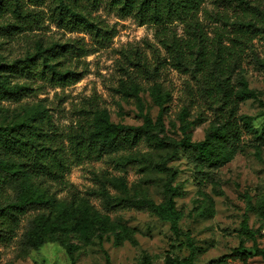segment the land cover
<instances>
[{"label": "rangeland", "instance_id": "rangeland-1", "mask_svg": "<svg viewBox=\"0 0 264 264\" xmlns=\"http://www.w3.org/2000/svg\"><path fill=\"white\" fill-rule=\"evenodd\" d=\"M16 1L0 0V79L7 77L11 85L20 83L27 90L19 101L0 97V125L22 120L35 109L51 115L58 131L53 136L54 144L67 165L60 178L49 180L58 195L74 191L82 196L88 186L94 185L92 171H107V177L115 181V186H108L109 192L117 200L128 197L160 203L171 183L181 190L175 198L180 219L176 234L171 223L155 213L107 211L93 198L90 205L81 204L75 218L49 220L44 243L39 247L21 249L17 239L22 227L17 228L11 242L0 241V264H167L172 258H190L194 264H264L259 255L248 257L246 263L235 255L241 245L249 248L256 242L264 246V147L247 145L251 133L244 126V148L233 154L215 178L201 182L195 179V167L182 152L170 147L135 148L129 156L140 160L142 171L127 173L119 172L104 159L79 158L74 153L68 137L85 124L89 102L106 108L116 123L140 126L142 114L148 113L153 134L166 143L180 140L183 127L196 141L212 131L210 120L176 118L189 76L170 64L160 28L154 23L140 24L132 15L123 16L109 0H72L109 33L71 17L59 7V0H19L22 15L13 11ZM201 1L198 16L210 40L219 34L225 40L235 36L230 22L250 13L239 0ZM251 2L264 11V0ZM9 21L22 26L1 28ZM169 27L179 35L185 32L178 20ZM39 43L43 48L62 45L59 67L73 74L62 77L43 71L40 56L32 73L13 72L12 62L35 54ZM251 44L252 49L246 48L242 54L240 72L255 96L241 101L239 115L250 117L260 130L264 125V40L256 36ZM138 57L151 68L158 66V81L173 92L168 114L161 121L154 97L156 83L140 66L132 64ZM123 67H129L151 87L140 91L137 100L118 91L120 79H127ZM201 105L198 100L194 110L203 108Z\"/></svg>", "mask_w": 264, "mask_h": 264}, {"label": "trees", "instance_id": "trees-1", "mask_svg": "<svg viewBox=\"0 0 264 264\" xmlns=\"http://www.w3.org/2000/svg\"><path fill=\"white\" fill-rule=\"evenodd\" d=\"M239 1L250 13L230 22L236 35L227 36L225 40L219 34L210 40L198 16L201 0H109L108 3L123 16L132 15L140 24L154 23L160 28L163 45L170 53V64L189 76L176 118L181 121L188 117L203 122L210 120L213 129L204 139L196 141L183 127L180 140L166 143L153 134V120L148 113L142 114L143 124L140 126L116 123L110 119L106 108L89 102L85 124L68 137L75 155L79 158L85 155L104 159L121 173L133 169L140 172V160L129 156L135 148L142 145L150 148L170 147L182 152L183 157L195 167V179L201 182L202 179L215 178L233 154L244 148V127L251 133L247 145L264 147V125L257 130L250 117L239 115L241 101L255 96L240 72L242 54L244 49H252L254 37L259 36L264 40V11L251 0ZM12 6L15 13L22 15L23 7L19 0ZM59 7L71 17H79L93 29L110 32L107 27L95 23L72 0H59ZM255 11L263 20L256 17ZM176 20L185 26L183 35L169 27ZM21 26L16 21H9L1 28L9 30ZM61 47L56 43L43 48V44L39 43L35 54L14 60L10 68L16 73L30 74L40 56L43 71L46 69L62 77L72 75L71 70L59 67ZM128 60L131 58L128 57ZM136 60L132 64L140 66L156 83L154 97L160 107L158 121H161L163 115L168 114L173 92L169 86L158 81V66L151 68L143 64L139 57ZM123 69L127 79H120L118 91L137 100L140 91L151 87L141 82L129 67ZM26 90L23 84L11 85L7 77L0 79V97L19 101ZM198 100L203 108L194 110ZM57 133L51 115L37 109L22 120L0 125V241L11 242L15 230L22 227L21 237L17 239L19 247H39L44 243V231L49 220L59 216L75 218L77 210L81 211V204L90 205L93 198L99 200L107 211L134 209L155 213L169 221L173 231L179 234L180 213L175 198L181 195V190L171 183L167 185L165 198L160 203L128 197L117 200L109 192L108 186H115V181L107 177V171H92L94 185L88 186L82 196L78 197L74 191L58 195L49 180L60 178L67 165L60 148L54 144L53 136ZM188 245L194 248L191 240H188ZM235 255L242 257L245 263L253 255L264 259V246L260 247L256 242L249 248L241 245ZM71 264L76 263L72 261ZM167 264L194 263L190 258L178 261L172 258Z\"/></svg>", "mask_w": 264, "mask_h": 264}]
</instances>
